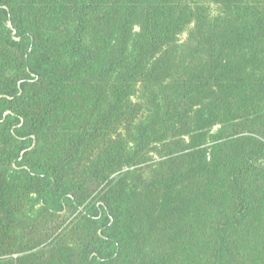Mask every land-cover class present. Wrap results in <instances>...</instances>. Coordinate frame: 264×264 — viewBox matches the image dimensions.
Masks as SVG:
<instances>
[{"label": "trees", "instance_id": "trees-1", "mask_svg": "<svg viewBox=\"0 0 264 264\" xmlns=\"http://www.w3.org/2000/svg\"><path fill=\"white\" fill-rule=\"evenodd\" d=\"M0 264H264V0H0Z\"/></svg>", "mask_w": 264, "mask_h": 264}]
</instances>
